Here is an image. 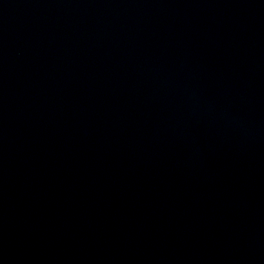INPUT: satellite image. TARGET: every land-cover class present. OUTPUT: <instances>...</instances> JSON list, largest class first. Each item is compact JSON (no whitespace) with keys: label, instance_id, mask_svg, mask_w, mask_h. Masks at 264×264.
Returning a JSON list of instances; mask_svg holds the SVG:
<instances>
[{"label":"water","instance_id":"obj_1","mask_svg":"<svg viewBox=\"0 0 264 264\" xmlns=\"http://www.w3.org/2000/svg\"><path fill=\"white\" fill-rule=\"evenodd\" d=\"M0 264H264V0H0Z\"/></svg>","mask_w":264,"mask_h":264}]
</instances>
